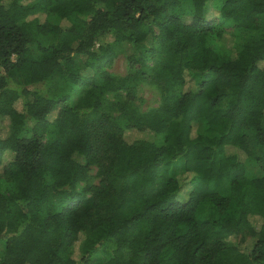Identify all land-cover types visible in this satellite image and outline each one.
I'll use <instances>...</instances> for the list:
<instances>
[{
	"label": "trees",
	"instance_id": "16d2710c",
	"mask_svg": "<svg viewBox=\"0 0 264 264\" xmlns=\"http://www.w3.org/2000/svg\"><path fill=\"white\" fill-rule=\"evenodd\" d=\"M188 1L0 0V264H90L103 245L100 264H264V0ZM50 77L76 100L38 87Z\"/></svg>",
	"mask_w": 264,
	"mask_h": 264
},
{
	"label": "rangeland",
	"instance_id": "374dc122",
	"mask_svg": "<svg viewBox=\"0 0 264 264\" xmlns=\"http://www.w3.org/2000/svg\"><path fill=\"white\" fill-rule=\"evenodd\" d=\"M181 6L184 9H188L189 7V1L188 0H182ZM42 19V15L39 17ZM50 22H56L57 19L52 16L49 18ZM214 24L220 25L224 30L233 33L234 37V45L239 42L243 36L245 35L244 31H237L233 29L232 23L230 21H219L215 20ZM50 40V36L48 35H40L38 36V43L42 46L48 44ZM206 44L210 48L218 51V52H223L226 53L231 49L228 47V45H225L218 41L216 38L208 36L206 38ZM233 45V46H234ZM28 54L32 56H36L38 54V51L36 49V44H33L29 49H28ZM107 71L110 72L113 75L116 76H123L128 72V67L126 64V60L123 57L122 54H118L115 59L113 60L112 64L107 68ZM18 80V78H16ZM191 81H186L185 86L190 87L191 86ZM39 88L45 90L47 93L52 95L53 97H58L59 95L66 94L68 96V102L73 103L77 95L80 92V89L78 86L74 85L73 83L69 82L66 79H59L57 77H50L44 84L38 85ZM137 96H139L140 100L138 102L139 107L144 110L147 109L148 107L155 106L159 100V94L156 88H154L151 85L148 84H140L139 85V91ZM7 121L6 119L0 121V137H4L7 133ZM198 130L200 133L207 134L208 131L205 128L204 124L202 122H199ZM27 134V133H26ZM124 138L126 141H132L134 139L138 138H148L152 139L154 138V141L157 143L161 142V136L156 135V136H151L150 134L144 132V131H134V130H128L125 131L124 133ZM245 167V174L248 177H256L261 175V171L258 167V165L251 159H248L244 163ZM95 171L96 168L94 166H91L88 171V181L83 182L78 184L77 189L80 190L84 185L94 184L97 181V178L95 177ZM171 174H176L181 171V164L180 162H176L171 166ZM0 191H3V184L0 182ZM250 240H247L244 243H241V249L244 250L249 247ZM3 247V243L0 242V252ZM109 255V248L108 245H103L101 248H99L93 255V257L90 260V264H100L103 262ZM72 257L76 258L77 257V244H74L73 251H72Z\"/></svg>",
	"mask_w": 264,
	"mask_h": 264
}]
</instances>
